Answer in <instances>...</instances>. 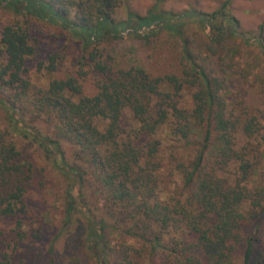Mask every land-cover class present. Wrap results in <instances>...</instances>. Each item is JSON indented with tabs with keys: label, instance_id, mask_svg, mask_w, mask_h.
<instances>
[{
	"label": "trees",
	"instance_id": "obj_1",
	"mask_svg": "<svg viewBox=\"0 0 264 264\" xmlns=\"http://www.w3.org/2000/svg\"><path fill=\"white\" fill-rule=\"evenodd\" d=\"M129 1L0 0L10 15L0 25V219L16 224L0 264H12L27 236L22 218L35 175L14 137L39 147L65 180L62 230L76 226V250L87 264H264V174L256 177L264 112L235 104L229 71L210 64L219 51L227 52L220 61L230 58V42L250 45V38L229 0L180 23L157 5L117 23L115 12ZM188 20L206 31L211 56L201 59L184 38L180 74L119 68L109 55L122 30L181 34ZM36 22L76 36L83 52L80 71L47 87L32 83L28 67L39 49ZM60 60L54 52L39 68L53 75ZM84 68L95 76L93 94L85 93Z\"/></svg>",
	"mask_w": 264,
	"mask_h": 264
},
{
	"label": "rangeland",
	"instance_id": "obj_2",
	"mask_svg": "<svg viewBox=\"0 0 264 264\" xmlns=\"http://www.w3.org/2000/svg\"><path fill=\"white\" fill-rule=\"evenodd\" d=\"M225 1L227 0H161L156 3L154 0H130L113 17L119 23L128 18L130 11L145 15L157 5L158 11L178 14L176 18L166 14L167 21L180 23L184 19L194 18V13H189L190 11L212 13L219 10ZM229 1L228 10L238 19L239 31L250 38V45L239 39L230 42L227 45L231 49L230 58L226 62L220 61V57L224 59L227 52L219 51L218 55L210 59V64L219 74L222 64V69L229 71L232 78L229 98L235 104L241 103L250 106L252 111L261 109L264 112V85L259 84L255 78L256 75L264 77V31H260L264 24V0ZM9 18L8 13L0 11V25ZM144 31L147 29H141L138 33L143 35ZM32 34L40 39L38 54L28 61L32 83L36 87H47L52 80L62 78L68 72L75 74L80 71L83 52L76 36L59 27L39 22L32 25ZM122 34L124 38L111 41L108 49L116 66L130 68L140 65L154 77L181 73L184 65L182 50L186 44L184 38L191 51L201 59L205 55L211 56L206 45L207 33L197 20L185 22L181 34L162 31L154 37H137L128 34L126 30H122ZM54 52L60 54L61 60L58 71L50 75L45 69L39 68V63L47 62L49 55ZM84 71L88 73L83 82L85 93L93 94L96 92L95 76L89 68H84ZM192 94L193 90L185 94L188 102H191ZM125 116L130 118L129 111H126ZM5 121L4 112L0 108V124ZM262 123L264 124V119ZM262 135L264 137V130ZM14 139L21 146L23 154L34 162L35 175L27 200L29 212L22 218L27 236L14 254L12 264H50L52 254L55 264H87L86 257L76 250V239L80 238L75 232L76 226L68 227L65 232L62 230L65 180L57 171L52 170L39 147L19 137ZM263 149L261 147L260 151ZM256 164V177L260 179L264 174V157L260 156ZM15 225L13 219H0V253L3 250L10 252L6 245L15 244Z\"/></svg>",
	"mask_w": 264,
	"mask_h": 264
}]
</instances>
